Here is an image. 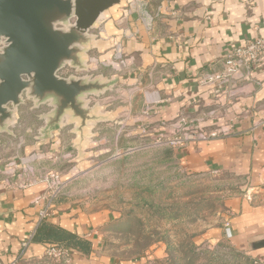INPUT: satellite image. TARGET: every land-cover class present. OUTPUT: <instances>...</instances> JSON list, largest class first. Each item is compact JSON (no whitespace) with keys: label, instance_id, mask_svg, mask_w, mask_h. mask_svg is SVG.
Returning a JSON list of instances; mask_svg holds the SVG:
<instances>
[{"label":"crops","instance_id":"1","mask_svg":"<svg viewBox=\"0 0 264 264\" xmlns=\"http://www.w3.org/2000/svg\"><path fill=\"white\" fill-rule=\"evenodd\" d=\"M90 34L87 60L105 68L113 66V87L128 96L116 102L113 110L97 103L104 118L89 123L99 124L105 137L107 130H114V149H120L123 140L128 144L125 152L136 150L138 144H154L156 135L167 131L161 123H176L182 113L198 127L233 125L224 138L193 142L169 152L188 173H219L237 182L225 201L230 239L220 227L208 240L230 241L264 264V65L235 86L198 81L204 71L220 69L231 48L264 36V0H121L100 17ZM61 128L53 133V151L63 143ZM16 159L0 167L6 178L0 184V264H12L27 241L28 249L17 264H54L47 261L46 252L61 246L33 240L43 221L92 241L89 255L65 248L69 264H154L164 256L165 248L159 246L135 258L107 255L102 225L110 221V214L73 203L62 196L64 188L41 220L40 211L49 198L40 204L34 201L47 192V184L8 187L10 167L20 161L23 168L28 161Z\"/></svg>","mask_w":264,"mask_h":264},{"label":"rangeland","instance_id":"2","mask_svg":"<svg viewBox=\"0 0 264 264\" xmlns=\"http://www.w3.org/2000/svg\"><path fill=\"white\" fill-rule=\"evenodd\" d=\"M62 71L65 77L102 81L115 74L113 66H99L96 60L88 61L85 70L67 65ZM89 98L88 105H96L99 113L97 103L108 104V110H113L116 102L128 96L112 87L85 97ZM53 109L51 100L38 102L27 92L23 94L7 130L0 131V167L19 157L28 158L27 165L60 174L65 181L62 196L88 211L109 213L110 221L102 225L107 255L135 258L159 246L165 248L164 256L154 264H248L247 258L253 259L227 241L225 201L237 188L236 181L219 173H188L171 158L172 148L165 144L143 143L125 152L128 144L123 140L116 150L114 130H107L105 137L99 124H89L81 133L77 124L65 117L62 126L51 132L45 127ZM60 128L63 143L53 151V133ZM41 153L46 157L40 159ZM16 164L21 167L20 161ZM4 177L0 173V184ZM15 179L9 178L10 182ZM220 227L225 228L227 240H208ZM46 256L50 263L69 264L67 252L54 258L46 252Z\"/></svg>","mask_w":264,"mask_h":264},{"label":"water","instance_id":"3","mask_svg":"<svg viewBox=\"0 0 264 264\" xmlns=\"http://www.w3.org/2000/svg\"><path fill=\"white\" fill-rule=\"evenodd\" d=\"M121 0H0V131L14 118L23 94L54 107L46 127L54 131L65 117L84 133L104 118L85 97L111 89L114 79L64 77L67 65L87 68L90 30ZM12 106V107H11ZM264 244V242H263Z\"/></svg>","mask_w":264,"mask_h":264},{"label":"built area","instance_id":"4","mask_svg":"<svg viewBox=\"0 0 264 264\" xmlns=\"http://www.w3.org/2000/svg\"><path fill=\"white\" fill-rule=\"evenodd\" d=\"M5 45L4 40L0 41V48ZM264 65V36H257L255 38L247 39L242 44L234 46L224 56L222 66L220 69L213 68L212 70L204 71L203 75L199 77V83L202 85H215V84H234L243 79L249 72ZM65 71H60L59 74L64 76ZM65 77V76H64ZM214 111L209 112L213 114ZM178 121L170 123L163 121L161 123L166 130L159 132L156 135V144H165L171 148H181L193 142L210 141L214 139L224 138L232 132L233 125L220 126L218 128H203L198 127L186 113H182L177 117ZM154 143V144H155ZM37 158V156L35 157ZM31 160L28 159L27 163ZM15 167L10 168V177L16 179L11 181L8 179L6 185L10 188H26L36 185L41 182L47 184V192L43 196L35 199V204H40L45 198H49V202L44 204L40 211V219L47 218L52 207V199L55 195L60 193L65 186V181L62 180L60 174L53 169H45L44 167H35L31 164H26L25 167H18L16 162L13 164ZM227 235L230 237L229 226L226 229ZM30 241L23 244V247L16 260L17 262L25 255ZM68 250L59 247L51 246L47 250V255L51 258L64 254ZM257 264H260L256 261Z\"/></svg>","mask_w":264,"mask_h":264},{"label":"trees","instance_id":"5","mask_svg":"<svg viewBox=\"0 0 264 264\" xmlns=\"http://www.w3.org/2000/svg\"><path fill=\"white\" fill-rule=\"evenodd\" d=\"M33 240L58 243V245L63 248L68 247L71 250L80 251L86 255H89L93 249L91 240L82 239L77 234L71 233L58 226L50 225L46 221L40 224ZM247 259H249L248 264H257L253 259Z\"/></svg>","mask_w":264,"mask_h":264}]
</instances>
